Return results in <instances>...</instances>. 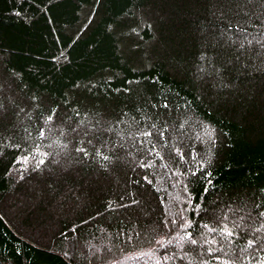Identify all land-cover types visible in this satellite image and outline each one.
I'll use <instances>...</instances> for the list:
<instances>
[{
  "label": "trees",
  "instance_id": "trees-1",
  "mask_svg": "<svg viewBox=\"0 0 264 264\" xmlns=\"http://www.w3.org/2000/svg\"><path fill=\"white\" fill-rule=\"evenodd\" d=\"M0 264H264V0H0Z\"/></svg>",
  "mask_w": 264,
  "mask_h": 264
},
{
  "label": "snow or ice",
  "instance_id": "snow-or-ice-1",
  "mask_svg": "<svg viewBox=\"0 0 264 264\" xmlns=\"http://www.w3.org/2000/svg\"><path fill=\"white\" fill-rule=\"evenodd\" d=\"M51 119H52V117L49 116V117H48V120L50 121ZM40 134H41V135L44 134L43 130H41V133H40ZM144 135H145V136H150L151 133H150V132H146V133H144ZM105 159H107V157H105ZM40 163H43V160H41ZM222 231L225 232L228 236H231V235H232L231 230L223 229ZM191 242H192L193 244L196 243L195 240H192ZM250 243H251V242H250ZM165 259H167V257H166Z\"/></svg>",
  "mask_w": 264,
  "mask_h": 264
},
{
  "label": "rangeland",
  "instance_id": "rangeland-1",
  "mask_svg": "<svg viewBox=\"0 0 264 264\" xmlns=\"http://www.w3.org/2000/svg\"><path fill=\"white\" fill-rule=\"evenodd\" d=\"M144 259L145 260H149V259H153L151 256H149V255H146L145 257H144Z\"/></svg>",
  "mask_w": 264,
  "mask_h": 264
}]
</instances>
